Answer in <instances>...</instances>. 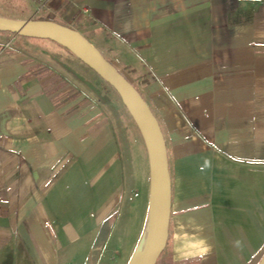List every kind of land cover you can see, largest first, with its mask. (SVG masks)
I'll return each mask as SVG.
<instances>
[{"label":"crops","instance_id":"0c3cea01","mask_svg":"<svg viewBox=\"0 0 264 264\" xmlns=\"http://www.w3.org/2000/svg\"><path fill=\"white\" fill-rule=\"evenodd\" d=\"M6 1L16 13L6 16L78 30L128 71L156 116L171 188L156 264H176L172 234L190 218L212 250L186 264H256L264 252V165L253 163L264 160V0H47L39 10L32 0L0 6ZM24 38L0 31V264H99L128 191L125 127L110 93L116 111L49 65L65 49ZM205 160L211 167L200 171ZM191 206L199 211L174 215Z\"/></svg>","mask_w":264,"mask_h":264},{"label":"water","instance_id":"95a60500","mask_svg":"<svg viewBox=\"0 0 264 264\" xmlns=\"http://www.w3.org/2000/svg\"><path fill=\"white\" fill-rule=\"evenodd\" d=\"M0 31L55 42L96 72L118 95L140 133L148 161V207L144 222V226L147 224V230L140 254L134 260L131 255L127 264H156L164 250L168 235L171 201L170 174L163 133L156 116L144 98L125 75L105 58L84 35L68 25L54 20L14 19L0 15ZM61 64L69 68L66 64ZM73 74L82 80L79 74L74 71ZM85 85L87 88L93 89L110 106L112 111H116L106 94L101 93L90 82ZM124 138L126 149L128 144L126 137ZM130 172L128 159L126 165L128 191L124 201V211L130 202V194L132 193L133 181ZM144 226L134 249L142 238ZM115 240H110L106 247L102 258L109 255L105 264L108 263ZM256 264H264V252Z\"/></svg>","mask_w":264,"mask_h":264},{"label":"rangeland","instance_id":"374dc122","mask_svg":"<svg viewBox=\"0 0 264 264\" xmlns=\"http://www.w3.org/2000/svg\"><path fill=\"white\" fill-rule=\"evenodd\" d=\"M2 3L3 4L0 6V14H6L9 12L8 9L12 8L11 5L12 2L6 1ZM9 13L16 14L13 11H10ZM24 39L31 41L30 39H40V38L29 37ZM8 41H11V39H8ZM58 46L62 47L60 45ZM62 48L65 49L64 47ZM56 56L50 58L49 65L55 67L57 70L60 71L63 70L71 81H75L83 88L86 87L85 84H87V82L93 83L94 85L98 84L99 86H101L100 91L102 93L111 94V96L114 98V101L116 102L115 104L121 122L125 127V137L128 143L129 154H130L129 157V165L131 168L130 175L133 181L132 193H131L132 200L128 203L127 207L125 208V211L123 207L122 213L120 214L116 225L111 231L109 241L113 239L116 240L107 264H127L130 259V256L131 255L133 256L134 254L135 251L134 246L136 245V242L144 226V222L147 214V207H148V186H147L148 161H147V155H146L144 143L131 116L127 112L124 105L121 103L118 95L115 93V91L110 87V85L107 82H105L96 72H94L91 68H89L85 63H83L80 59H78L68 50L65 49V52H62L61 54L56 53ZM60 62L66 64L70 69L64 66L62 67L60 65ZM73 71L79 74L82 77V80L78 79L73 74ZM120 72L122 74H126L128 71H120ZM132 84L134 86L136 85L135 83ZM145 176L147 177V185H146V181H144V179L146 178ZM139 185H143V188L141 189V186ZM108 255L102 258L99 264H105Z\"/></svg>","mask_w":264,"mask_h":264},{"label":"clouds","instance_id":"9594fccd","mask_svg":"<svg viewBox=\"0 0 264 264\" xmlns=\"http://www.w3.org/2000/svg\"><path fill=\"white\" fill-rule=\"evenodd\" d=\"M253 163L256 165H264V160H254ZM210 167L211 162L205 160L200 171H204L206 168ZM197 211H199L198 206H191L175 212L174 215H187L188 213ZM172 242L173 260L176 264H186V262L189 261H204L212 250V246L208 240L199 235V229L191 218L187 225L177 221L176 230L172 234ZM233 244L235 247L239 248L242 242L237 239L233 241Z\"/></svg>","mask_w":264,"mask_h":264},{"label":"bare ground","instance_id":"6f19581e","mask_svg":"<svg viewBox=\"0 0 264 264\" xmlns=\"http://www.w3.org/2000/svg\"><path fill=\"white\" fill-rule=\"evenodd\" d=\"M146 230H147V224L144 226V230H143V233H142V238L139 241V244L137 245V247H136V249L134 251V254L132 256L133 260L140 254V252L142 250V245H143V240H144V237H145V234H146Z\"/></svg>","mask_w":264,"mask_h":264},{"label":"built area","instance_id":"2783aa9c","mask_svg":"<svg viewBox=\"0 0 264 264\" xmlns=\"http://www.w3.org/2000/svg\"><path fill=\"white\" fill-rule=\"evenodd\" d=\"M32 1L36 3L38 10L47 2V0H32Z\"/></svg>","mask_w":264,"mask_h":264},{"label":"trees","instance_id":"16d2710c","mask_svg":"<svg viewBox=\"0 0 264 264\" xmlns=\"http://www.w3.org/2000/svg\"><path fill=\"white\" fill-rule=\"evenodd\" d=\"M2 16H5V17H8V18H11V17H9V16H6V15H4V14H1ZM40 19V18H39Z\"/></svg>","mask_w":264,"mask_h":264}]
</instances>
